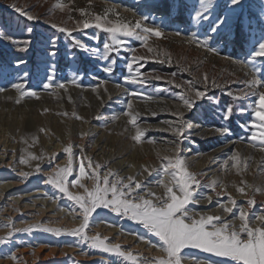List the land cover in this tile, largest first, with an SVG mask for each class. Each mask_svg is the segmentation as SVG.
<instances>
[{"label": "rangeland", "instance_id": "obj_1", "mask_svg": "<svg viewBox=\"0 0 264 264\" xmlns=\"http://www.w3.org/2000/svg\"><path fill=\"white\" fill-rule=\"evenodd\" d=\"M175 3L176 12L170 14L165 11L166 0H0V148L8 147L16 156L8 171L21 169L28 174L23 175L27 185L18 193L21 196L43 190L42 184L49 176L70 166L73 171L66 183L68 191L86 196L85 188L96 187L93 171L99 173L101 181L106 174L109 184L116 180L110 173L113 170L102 169L106 158L99 161L85 150L99 145L108 151L106 157L113 154L118 157L117 162L127 161L129 174L118 187L140 183L141 188L133 192L159 203L156 197L166 198L159 181L172 185V177L163 172L165 165L169 159H183L187 171L200 182L194 194L196 202L187 206L190 215L196 219L201 215L221 217L238 232L244 223L239 219L238 208L244 207L250 231L257 233V247L264 255V142L259 137L251 140V133L258 131L250 126L257 97L244 95L250 90L244 81L254 75L264 81V57L253 55L264 43V0H239L236 4L232 0H170L168 4ZM13 5L39 19H27ZM186 11L189 14L181 19ZM97 15L112 23L119 20L134 24L146 18V26L163 33L162 37H149L147 43L157 55L142 67L140 82L132 84L126 77L133 55L129 48L137 56H152L143 41L121 36L125 47L119 48L112 44L110 33L94 26L78 28L69 35L51 25L72 29L77 21L82 23L85 19L94 25ZM232 26L240 30L238 38L227 32ZM191 37L205 41L215 53L190 43ZM25 41H30L28 50L19 51ZM108 44L113 50L105 47ZM53 51L54 56L50 55ZM18 61L23 63L17 65ZM107 68L111 71L107 72ZM51 75L53 85L42 89ZM205 75L209 84L215 81L220 87L208 88L205 98L197 100L194 94L205 90ZM155 76L162 79L156 80ZM60 82L65 83L64 89L55 86ZM14 83L26 85L22 94L10 87ZM177 83L180 88L175 87ZM32 89L37 93L30 94ZM227 91L233 95H226ZM181 97L192 100L194 106L186 109ZM229 106L231 118L226 120ZM129 113L136 116L135 125ZM177 127H183V135L174 132ZM137 129L144 133L139 141L133 139ZM227 129L231 131H223ZM69 145L71 161L65 152ZM53 146L60 147L61 161L65 160L57 167H53L54 153L47 154ZM89 159L91 168L87 166ZM82 161L83 176L79 174ZM96 165L100 167L97 169ZM40 172L45 173L44 177ZM75 180L84 187L74 184ZM46 186L49 192L44 198L51 202L57 195L65 198L56 205L57 211L76 210L81 213L76 217L79 223L58 228L64 233L59 237L33 227L39 224L12 227L0 237L7 240L0 243L3 264H132L116 253L91 247L90 239L97 236L112 245L107 233L113 229L156 254L149 257L131 251L137 264H159L161 259H168L159 238L111 209L97 208L90 215L84 230L90 239L67 235L68 231L83 230L86 214L54 185L46 182ZM240 187L245 188V193L239 191ZM149 192L153 195L149 196ZM229 197L237 202L232 213L219 207L221 203L232 207ZM239 197L243 201L239 202ZM249 199L255 203L247 204ZM31 227V232L23 231ZM120 247L121 251H130ZM11 255L19 260L11 259ZM181 255V264H196L197 260L205 264H236L198 249H185Z\"/></svg>", "mask_w": 264, "mask_h": 264}, {"label": "snow or ice", "instance_id": "obj_2", "mask_svg": "<svg viewBox=\"0 0 264 264\" xmlns=\"http://www.w3.org/2000/svg\"><path fill=\"white\" fill-rule=\"evenodd\" d=\"M233 4L239 3V0H232ZM15 11L19 12L21 15L26 16L29 20H36L39 17L30 14L23 7L12 6ZM59 7V5H58ZM82 14L85 13L84 9H80ZM146 18H140L134 24L124 23L117 20L115 23L107 21L106 17H101L97 15L95 17V24L89 23L88 19H85L82 23L77 21L76 27L69 29L64 26H59L57 23H51L52 27L56 28L61 32H66L69 35L72 34L76 29H89L95 27L97 29H102L106 33L111 34V41L113 45L119 48L125 47L124 41L120 39L123 37H134L136 40L143 41L144 47L147 49L152 56H137L134 54V50L129 48L130 52H133L130 62L127 64V70L129 75L126 79L132 83L136 84L140 82L141 69L148 62L152 60L153 56H156V51L148 45L149 37L154 35L155 37H162L163 33L159 29L148 27L144 24ZM107 25V26H106ZM111 25V27H109ZM139 30V31H137ZM179 35V33H177ZM123 41V42H121ZM190 43L200 45L207 49L208 52L215 51L207 46V43L195 37L189 38ZM23 47L19 48V51H27L28 44L30 41L22 42ZM109 50L110 45L105 46ZM50 55H55V52H51ZM254 57H264V43L259 45V50L256 51ZM159 63H166L164 60H159ZM23 63L18 61L17 65ZM171 65V61H167ZM241 65L245 62H238ZM134 64L136 67L134 68ZM107 72L111 69L107 68ZM154 71V70H153ZM27 75V74H25ZM156 80L162 79L160 76L154 77ZM53 76H49L48 81L43 85L42 89H47L53 85ZM209 77L205 75L203 77L204 91H196L194 94L195 99H204L206 96V91L208 88H219L220 85L215 81L211 84L208 83ZM73 84L76 83L75 80L72 81ZM245 84L249 85V91L245 92L244 95H256L257 99L255 101L256 107L253 111V119L250 122L252 128L258 129V131H253L251 133V140L255 141L259 137L261 142H264V81L258 79L255 75L250 81H244ZM56 87L65 88V83L60 82L55 85ZM10 87H13L23 93L26 85L23 83H14ZM176 88H180L181 85L177 83ZM30 94L37 93V90L32 89L28 91ZM226 95L232 96L231 91L225 92ZM184 100V106L186 109H191L194 104L192 100L188 98L181 97ZM131 103L128 104V108L131 109ZM232 108L231 106L227 109V114L225 119L231 118ZM131 116V123L136 124V116L129 113ZM174 115H181L175 114ZM183 127H177L174 132L177 135H183ZM225 132H230V129L223 130ZM144 133L140 130H136V134L133 137L134 140L139 141ZM65 152L69 154V160L71 161L72 146L69 145ZM34 159H39L35 157ZM25 162L26 161H22ZM89 168L92 167V161L89 159ZM100 165H96L98 169ZM37 172L40 171L37 167ZM73 169L68 167L60 168L54 175L47 178V183L54 185L61 193H64L69 201H74L76 205L85 212V220L87 221L83 230L76 229L74 231H68L66 234L70 236H78L81 240H88L90 238L86 237L84 230L88 227L90 215L97 209H111L113 212L123 215L134 222H138L143 225L148 231L153 233L155 237L159 238L162 242L163 251L168 255V259H161L159 264H181L183 256L182 251L185 249H198L203 252L214 254L218 257L229 258L231 261L236 262V264H264V255H261L259 248L257 247V233L250 231V226L248 224L247 214L244 207L238 208V216L244 223L241 226L240 231H235L234 227H231L228 222L224 221L221 217L217 216H204L201 215L199 219H196L193 215H190V210L188 209L189 203H195L194 194L196 187L199 186L200 182L197 176L188 172L183 159L172 160L169 159L165 165L163 172L166 175L172 177V185L164 183L160 180L159 183L163 185L166 190V198L156 197L159 203H154L151 199H145L144 196L136 193L132 195L134 189H140L141 184L135 183L133 186L131 183L123 184L122 187H118L121 184L120 178L117 177L115 182L109 184L108 175L106 174L101 181V177L97 171H93L92 178L96 180V187L92 190L85 188L86 196L84 195H74L68 191L66 183L68 177L72 174ZM79 174L83 176L85 174V164L83 161L79 166ZM25 177L28 174H23ZM74 184L84 187L80 184L79 180H75ZM101 184L103 186H101ZM175 189V190H174ZM239 191L245 193V188L240 187ZM109 194H111V199H109ZM149 196L153 193L149 192ZM220 195V193H217ZM131 197V198H129ZM207 199L211 202V196ZM229 202L232 207H229L223 203L219 205L220 208L228 213H232L234 207L237 206L236 200L229 197ZM247 204L253 205L255 203L254 199H249L246 201ZM187 221V222H186ZM218 222V223H216ZM209 226H211L209 228ZM35 228H42L43 231L48 233H54L57 237L61 236L62 230L53 227H44L41 225L33 226ZM33 227L23 230L25 233L31 232ZM19 231V230H17ZM91 240V247L94 249H102L106 253H116L126 260L131 261L132 264H137V257L133 255L131 251L125 252L121 251L120 245H109L106 243V238L101 239L97 236L95 239ZM7 240H0V243H6ZM185 255V254H184ZM186 256V255H185ZM13 260H19L15 255L10 257ZM196 264H205L204 261L197 260Z\"/></svg>", "mask_w": 264, "mask_h": 264}, {"label": "bare ground", "instance_id": "obj_3", "mask_svg": "<svg viewBox=\"0 0 264 264\" xmlns=\"http://www.w3.org/2000/svg\"><path fill=\"white\" fill-rule=\"evenodd\" d=\"M58 147L53 146L47 152L48 155H52L54 153L52 156L54 161L53 167H57L65 163V160L61 161L62 154L59 150L60 147ZM77 150L81 151V149ZM85 150L88 156L93 157L94 159H99V161L102 158H106L104 162L107 164L103 165L102 169L106 172H109L110 169L113 170L110 171V173L112 172L111 174L114 178L119 177L121 182H123L126 175L129 174L126 170L127 161L123 160L117 162L116 159L118 157L116 155L113 156V154H111L110 157H106V152L108 151H106V148L103 146L98 145L92 148H86ZM10 151L11 150L8 147L3 149L0 148V237L11 231L10 229L12 227L19 228L27 227L32 224H39L44 227L66 229L73 227L74 222L79 223L76 217L80 216L81 213L76 210L57 211L56 205L65 201V198L57 195L55 200L52 202L49 201V199L44 198V195L49 192V188L46 186L47 181L42 184L43 190H39L37 193L23 194L21 196L18 195L20 190L26 187L27 181L26 178L23 177V173L20 171L21 169L18 171L14 170L13 172L8 171L9 168L13 166V162H15L16 159V156L14 154L12 155ZM38 174L42 175V177L45 175L43 172ZM45 180L46 179H44V181ZM45 191H47V193H44ZM136 193L137 192H133V195ZM237 200L241 202L243 201V198L239 197ZM68 218L72 219V221H68ZM110 231L111 232L108 231L107 236L113 244H119L133 253H139L141 256L153 257L156 255L152 252L151 248L138 244L133 238L129 240V238L123 237L116 231V229ZM0 264L3 263L0 262Z\"/></svg>", "mask_w": 264, "mask_h": 264}, {"label": "trees", "instance_id": "obj_4", "mask_svg": "<svg viewBox=\"0 0 264 264\" xmlns=\"http://www.w3.org/2000/svg\"><path fill=\"white\" fill-rule=\"evenodd\" d=\"M170 2V0H166V4L165 5H167V9L165 10L167 13H170V14H173L174 12H176L175 11V7H176V3L175 4H171L170 6H169V3ZM187 14H189V12L188 11H186L184 14H181V19H182V15L184 16V15H187ZM227 32L229 33V34H234V35H237V38L240 36V30H236V28H235V26H232L231 28H229L228 30H227Z\"/></svg>", "mask_w": 264, "mask_h": 264}]
</instances>
